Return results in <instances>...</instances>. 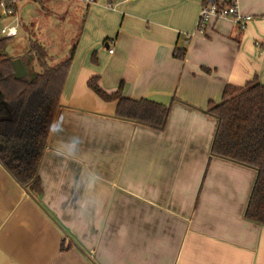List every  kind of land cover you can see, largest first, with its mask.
<instances>
[{
    "label": "crops",
    "instance_id": "obj_1",
    "mask_svg": "<svg viewBox=\"0 0 264 264\" xmlns=\"http://www.w3.org/2000/svg\"><path fill=\"white\" fill-rule=\"evenodd\" d=\"M81 2L39 200L0 165V264H264V226L244 218L255 172L211 155L206 111L228 85H264V0H237L243 29L204 33L202 0ZM92 78L169 107L164 129L116 118Z\"/></svg>",
    "mask_w": 264,
    "mask_h": 264
},
{
    "label": "trees",
    "instance_id": "obj_2",
    "mask_svg": "<svg viewBox=\"0 0 264 264\" xmlns=\"http://www.w3.org/2000/svg\"><path fill=\"white\" fill-rule=\"evenodd\" d=\"M9 40L0 36V165L20 187L39 200L43 192L38 170L53 132L50 125L62 107L59 97L74 46L64 61L49 65L43 47L30 40L27 55H32L37 70L29 67L34 73L32 79L30 76L17 79L11 66L14 57L6 53ZM172 55L183 60L184 50L174 48ZM87 85L102 101L116 104V118L158 131L164 129L169 107L125 98L121 85L115 92L106 93L95 78ZM206 111L216 122L211 155L255 172L244 218L264 226V85L255 78L242 87L228 85L221 102L210 103ZM64 249L62 242L60 250Z\"/></svg>",
    "mask_w": 264,
    "mask_h": 264
},
{
    "label": "rangeland",
    "instance_id": "obj_3",
    "mask_svg": "<svg viewBox=\"0 0 264 264\" xmlns=\"http://www.w3.org/2000/svg\"><path fill=\"white\" fill-rule=\"evenodd\" d=\"M16 4L15 16L0 18V29L14 24V18L17 19L18 34L10 38L6 53L9 56L22 54L27 51L29 40H34L45 50L49 65L63 61L82 20L81 0H19ZM26 55L22 60H26ZM33 62L28 67L37 70Z\"/></svg>",
    "mask_w": 264,
    "mask_h": 264
},
{
    "label": "built area",
    "instance_id": "obj_4",
    "mask_svg": "<svg viewBox=\"0 0 264 264\" xmlns=\"http://www.w3.org/2000/svg\"><path fill=\"white\" fill-rule=\"evenodd\" d=\"M19 0H0V12L6 17L15 16V5ZM85 3H93L94 0H84ZM228 18L234 24L243 29L245 23L250 20L249 16L240 14L237 7V0H203L198 12L196 31L204 33L206 25L214 19ZM14 24L6 25L0 29V35L12 38L17 35V19ZM112 52V49H109Z\"/></svg>",
    "mask_w": 264,
    "mask_h": 264
},
{
    "label": "water",
    "instance_id": "obj_5",
    "mask_svg": "<svg viewBox=\"0 0 264 264\" xmlns=\"http://www.w3.org/2000/svg\"><path fill=\"white\" fill-rule=\"evenodd\" d=\"M32 61V55H28L27 60L20 58H14L11 61L14 77L19 79L25 76H30V79L34 77V73L30 72L28 65Z\"/></svg>",
    "mask_w": 264,
    "mask_h": 264
},
{
    "label": "clouds",
    "instance_id": "obj_6",
    "mask_svg": "<svg viewBox=\"0 0 264 264\" xmlns=\"http://www.w3.org/2000/svg\"><path fill=\"white\" fill-rule=\"evenodd\" d=\"M57 123L58 122H54L52 125H50V131L53 130L56 127Z\"/></svg>",
    "mask_w": 264,
    "mask_h": 264
}]
</instances>
